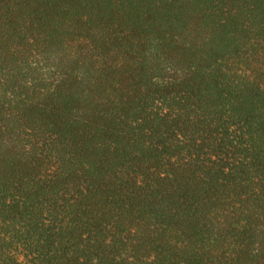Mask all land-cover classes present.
Here are the masks:
<instances>
[{"label": "trees", "instance_id": "trees-1", "mask_svg": "<svg viewBox=\"0 0 264 264\" xmlns=\"http://www.w3.org/2000/svg\"><path fill=\"white\" fill-rule=\"evenodd\" d=\"M0 264H264V0H0Z\"/></svg>", "mask_w": 264, "mask_h": 264}]
</instances>
